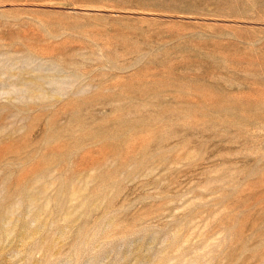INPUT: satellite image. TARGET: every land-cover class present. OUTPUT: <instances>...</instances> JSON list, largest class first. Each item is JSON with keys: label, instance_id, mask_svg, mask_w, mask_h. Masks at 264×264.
Instances as JSON below:
<instances>
[{"label": "rangeland", "instance_id": "obj_1", "mask_svg": "<svg viewBox=\"0 0 264 264\" xmlns=\"http://www.w3.org/2000/svg\"><path fill=\"white\" fill-rule=\"evenodd\" d=\"M0 264H264V0H0Z\"/></svg>", "mask_w": 264, "mask_h": 264}]
</instances>
